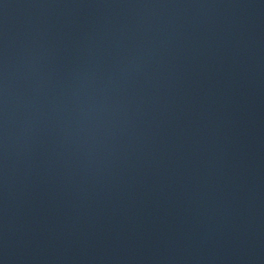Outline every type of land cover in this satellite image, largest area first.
Here are the masks:
<instances>
[{
  "label": "water",
  "instance_id": "obj_1",
  "mask_svg": "<svg viewBox=\"0 0 264 264\" xmlns=\"http://www.w3.org/2000/svg\"><path fill=\"white\" fill-rule=\"evenodd\" d=\"M0 264H264V0H0Z\"/></svg>",
  "mask_w": 264,
  "mask_h": 264
}]
</instances>
